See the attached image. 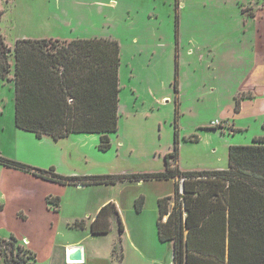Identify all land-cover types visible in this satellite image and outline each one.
I'll list each match as a JSON object with an SVG mask.
<instances>
[{"label": "rangeland", "instance_id": "1", "mask_svg": "<svg viewBox=\"0 0 264 264\" xmlns=\"http://www.w3.org/2000/svg\"><path fill=\"white\" fill-rule=\"evenodd\" d=\"M0 34L10 47L22 38L115 39L123 86L118 129L108 134L107 150L98 148V133L37 138L15 126L7 53L10 69L0 78V155L8 159L64 176L162 171L177 132L172 163L181 170L224 169L230 146L264 136V0H0ZM212 122L222 128H209ZM28 175L0 163V237L27 235L36 249L34 264H120L121 246L128 253L127 245L140 239L134 230L120 235L112 208L106 212L109 231L92 234L99 209L114 203L128 229L132 209H125L138 196L146 204L144 216L151 217L157 198L174 190V179L36 187ZM45 191L60 192V214L52 220L40 203ZM28 199L35 202L22 220L15 209H25ZM77 221L84 227L73 226ZM78 239L84 259L68 262L64 244Z\"/></svg>", "mask_w": 264, "mask_h": 264}, {"label": "trees", "instance_id": "2", "mask_svg": "<svg viewBox=\"0 0 264 264\" xmlns=\"http://www.w3.org/2000/svg\"><path fill=\"white\" fill-rule=\"evenodd\" d=\"M12 53L14 123L18 129L58 140L71 133H98V148L110 147L118 129L120 47L115 39H17L8 46L0 34V78ZM176 90V82H175ZM242 94V93H241ZM240 96L235 97L239 112ZM177 115V107L176 112ZM264 127V121H263ZM209 128H222L220 123ZM249 145H232L224 169L181 170L172 153L162 171L120 175H69L38 169L0 155V163L60 185L110 184L125 179H174V194L157 200V235L173 243L174 264H264V136ZM176 178V179H175ZM174 198L170 209L169 201ZM57 209L60 197L47 196ZM143 196L135 200L139 211ZM121 220L114 203L101 207L90 224L93 234L109 231L110 216ZM1 209V205H0ZM112 217V218H113ZM166 217V218H165ZM84 227L82 221L73 224ZM187 230V232H185ZM35 251L25 238L0 237V264H34Z\"/></svg>", "mask_w": 264, "mask_h": 264}, {"label": "crops", "instance_id": "3", "mask_svg": "<svg viewBox=\"0 0 264 264\" xmlns=\"http://www.w3.org/2000/svg\"><path fill=\"white\" fill-rule=\"evenodd\" d=\"M119 74H120V66H119ZM12 80H13V76H12ZM119 85H120V77H119ZM122 89H123V86H120L118 114H119L120 107H121L120 95H121ZM263 90H264V88H262L261 92H263ZM124 99L125 100H124L123 104L125 105V103H126L125 101H127L128 98L124 95ZM248 101H249L248 99H245L244 102L247 103ZM29 177H30L31 184L33 186H36V187L40 186V185H44L47 187H53V188H61L62 187V185H60V184L58 185L57 183L43 180V179L35 177L31 174ZM173 194H174V190H173L172 195L168 194L165 196H172L173 197ZM49 195H51V196L57 195L60 197V192L45 191L41 195L40 203L42 206H44V209L47 211L46 213L48 214L49 220H52L54 216H59V214H60L61 197H60L59 206L57 207V209H55V208H52L50 206V204H48L46 201V197ZM161 197H164V196L158 197L157 200ZM135 200L133 201V207L132 208L125 209V211L132 209L131 212H134V213H131L129 211V213H128V221H129L128 222L129 223L128 229L121 222L122 230L120 232L119 231L118 232L120 233V235H122V233H124L125 230L128 231L129 233L134 230L135 234L136 235L138 234V239H140V240L138 241L139 244H137V243L134 244V241L132 240L131 245L130 246L127 245L128 253L121 246L120 253H119L120 264H132L133 262H134V264H174L173 263V243L171 241L162 242L158 239V235H157L158 204L156 203V206L153 207V209H149L150 213H152L151 217H150V214H148L147 216H144L145 212H147L145 201H144L142 208L139 211H137L135 209ZM32 201L35 202L33 199H28L26 201L25 206H24V208L26 210L23 209L22 207H17L15 209L16 216H19L21 213L22 215L19 217H21L22 220H27L28 219L27 218V211L32 209V205H33ZM0 205H1L0 211H2L5 208V204L0 201ZM36 211H38V208H36ZM48 212H50V213H48ZM185 232H187V230H185ZM11 234H13V233H11ZM139 234H142V236L140 237ZM21 238H25V240L28 241V247L31 250L36 251L34 246H32V240L27 235H23ZM81 242H82V239H78L74 242L65 243L64 244V251L66 248H68L70 246H81L82 252H83V259H84V255H85L86 251H85V247L83 246V244H81ZM161 244H165V245L163 246ZM162 248L164 249V253L166 252V254H169V256L164 254L161 257L159 255V252H160V250H162ZM65 255H66V252H65ZM132 259H133V261L130 262V260H132Z\"/></svg>", "mask_w": 264, "mask_h": 264}, {"label": "water", "instance_id": "4", "mask_svg": "<svg viewBox=\"0 0 264 264\" xmlns=\"http://www.w3.org/2000/svg\"><path fill=\"white\" fill-rule=\"evenodd\" d=\"M79 186H83L79 184ZM66 258L68 262L82 261L83 252L81 246H72L66 249Z\"/></svg>", "mask_w": 264, "mask_h": 264}, {"label": "built area", "instance_id": "5", "mask_svg": "<svg viewBox=\"0 0 264 264\" xmlns=\"http://www.w3.org/2000/svg\"><path fill=\"white\" fill-rule=\"evenodd\" d=\"M214 124H218V123H216V122H212V125H214Z\"/></svg>", "mask_w": 264, "mask_h": 264}, {"label": "bare ground", "instance_id": "6", "mask_svg": "<svg viewBox=\"0 0 264 264\" xmlns=\"http://www.w3.org/2000/svg\"><path fill=\"white\" fill-rule=\"evenodd\" d=\"M70 247H72V246H70ZM69 248V247H68ZM74 262H80V261H74Z\"/></svg>", "mask_w": 264, "mask_h": 264}]
</instances>
